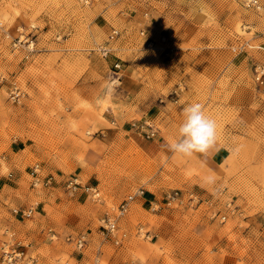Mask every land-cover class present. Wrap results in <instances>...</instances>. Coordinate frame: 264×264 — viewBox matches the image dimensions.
Wrapping results in <instances>:
<instances>
[{"label": "rangeland", "instance_id": "rangeland-1", "mask_svg": "<svg viewBox=\"0 0 264 264\" xmlns=\"http://www.w3.org/2000/svg\"><path fill=\"white\" fill-rule=\"evenodd\" d=\"M88 1L0 0V264L6 248L36 264H264V84L253 78L264 0L258 11L242 0ZM193 103L216 121V140L179 157L168 145ZM70 177L99 199L70 191ZM138 188L104 231L103 214ZM172 190L198 201L167 206ZM26 207L31 217L13 212ZM79 234L82 249L67 239Z\"/></svg>", "mask_w": 264, "mask_h": 264}, {"label": "built area", "instance_id": "built-area-1", "mask_svg": "<svg viewBox=\"0 0 264 264\" xmlns=\"http://www.w3.org/2000/svg\"><path fill=\"white\" fill-rule=\"evenodd\" d=\"M81 4H88V0H78ZM242 3L247 8H252L255 10H261V3L259 0H242ZM146 29H141L140 35L146 36L145 34ZM118 36L117 29H112L108 35L106 43H102L97 45L96 50L103 56H106L108 52H110L109 42L114 40ZM159 43L163 51L166 54L172 51V48L167 46L166 44V37L161 36L159 37ZM153 44V40L147 41V46L150 47ZM114 68L120 69V63L116 62L114 64ZM254 83L258 86H262L264 84V65L257 64L254 67ZM174 93H177L175 90ZM177 94L173 95V101L177 102ZM156 133V129L152 126H148V130L145 132V136L150 138L154 136ZM40 169L38 165L33 166V184L36 186L40 183L39 178ZM53 177L51 175L45 176L43 179L44 185H50L52 183ZM66 187L70 189V191H75L77 188L84 190L92 195V198L99 199V193L97 192L96 187L88 186L82 184L81 181L77 177H70L66 179ZM144 195V189L138 188L135 192L128 194L124 199H122L115 207H112L110 211H107L103 214L100 218V224L104 231L107 233H113L116 231L118 227V221L121 217H123L130 209L131 203L137 198L142 197ZM187 197L188 200L191 202L198 201L197 197L193 193H186V195L181 194L177 190H172L166 193L164 197V204L167 206H171L172 204H182ZM156 206V205H155ZM153 209L155 207H152ZM157 208V207H156ZM13 212L16 214H20L21 216L31 217L35 212L34 207H26L23 209L14 208ZM222 219H225V215L222 216ZM71 240L74 245L82 249L85 247L87 243V239L84 234H79L77 236H69L67 238ZM2 264H36L35 258L29 257L25 255L23 250H17L15 248H6L3 249L2 252Z\"/></svg>", "mask_w": 264, "mask_h": 264}, {"label": "clouds", "instance_id": "clouds-1", "mask_svg": "<svg viewBox=\"0 0 264 264\" xmlns=\"http://www.w3.org/2000/svg\"><path fill=\"white\" fill-rule=\"evenodd\" d=\"M216 136V121L207 114L203 105L193 103L183 109V120L176 138L168 147L179 157H190L197 152H206L215 143Z\"/></svg>", "mask_w": 264, "mask_h": 264}, {"label": "crops", "instance_id": "crops-1", "mask_svg": "<svg viewBox=\"0 0 264 264\" xmlns=\"http://www.w3.org/2000/svg\"><path fill=\"white\" fill-rule=\"evenodd\" d=\"M140 198V197H139ZM139 198H137V199H135V201L134 202H136V201H138L139 200ZM145 200V199H144ZM141 201V200H140ZM142 202V201H141Z\"/></svg>", "mask_w": 264, "mask_h": 264}]
</instances>
